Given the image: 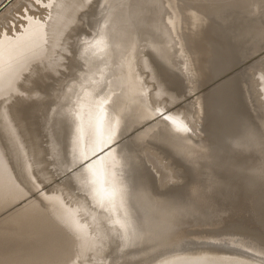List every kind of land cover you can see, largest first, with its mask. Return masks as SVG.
<instances>
[{
	"label": "bare ground",
	"instance_id": "obj_1",
	"mask_svg": "<svg viewBox=\"0 0 264 264\" xmlns=\"http://www.w3.org/2000/svg\"><path fill=\"white\" fill-rule=\"evenodd\" d=\"M5 2L0 0V11L9 3L0 12V264H108L102 257L119 249L126 254L128 238L144 254L133 261L123 255L127 264H153L159 253L169 255L156 264H255L209 254L194 240L180 242L183 232L200 239L215 235L198 231L207 230L206 223L193 216L178 187H156L141 149L152 145L178 155L179 136L191 125L186 87L165 60L192 84L199 113L211 104L220 131L232 133L233 187L238 195L242 186L263 195L255 202L263 223L264 69L252 82L242 81V103L223 75L222 54L211 61L212 75L199 76L211 38L240 56L252 33L264 38L254 17L263 10L260 0H42L44 7L24 13L17 9L29 0ZM10 24L18 29L9 32ZM209 86L211 99L205 97ZM113 141L110 150L85 162ZM80 162L84 167L69 178L67 170ZM252 251L264 256V245Z\"/></svg>",
	"mask_w": 264,
	"mask_h": 264
},
{
	"label": "rangeland",
	"instance_id": "obj_2",
	"mask_svg": "<svg viewBox=\"0 0 264 264\" xmlns=\"http://www.w3.org/2000/svg\"><path fill=\"white\" fill-rule=\"evenodd\" d=\"M263 1L260 0L264 6ZM189 3L187 2V4ZM6 5L9 6V3ZM262 9L261 14H257L254 17L259 20L258 24L261 25L264 34V27H262L264 22H261L262 19L264 21V15H262L264 14V7ZM226 25L230 27L231 23H226ZM251 38V44L247 45L245 51H241L242 57L237 54L236 49L235 52L234 49H231L232 46L228 49H219L216 42L220 41V39L211 38L208 55L203 57L201 68H199V76L202 78L212 75L216 69L212 66L211 61L215 56L218 58V55L222 54V61L224 60L226 65H221V70L225 72L223 75L228 77L229 88L233 97L239 103L243 102L242 81L244 80L247 84L252 82L257 78L258 72H263L264 69V64L262 65V59H260V55L264 54V50L261 51L262 45L260 47V39L263 38L261 37V32L258 34L252 33ZM150 50H153V48L151 47ZM225 52H227L229 59ZM163 62L169 70L177 73L182 84L186 87L187 100L192 108L190 112L191 125L185 126L186 130L179 136L183 145L180 154L169 155L163 153L158 147L144 145L141 149L142 157L155 180L156 187L160 189H175L178 187L185 196L184 203L190 206L193 216L197 218L200 216V218H203L202 224L206 223V228L208 229L198 231L215 235L212 239L209 237L200 239L197 236H190L183 232L180 242L194 240L203 246L204 250L209 254H217L229 259H241L255 264H264V256L256 255L252 251V246L264 245V220L263 223L262 221L259 222L258 210L255 209V202L260 203L263 195H254L251 187L245 186H242V194L238 195V191L233 187L231 172L232 159L234 157L232 133L228 132L226 134L220 131L218 125L221 122L217 120L214 107L211 104H209L204 114L199 113L200 97H196L195 93H193L192 84L187 78L182 76L184 74L183 71L173 63L165 60ZM142 76L145 80L143 72ZM195 80H193L194 84L196 83ZM145 82L149 86L146 80ZM213 92V86H209L205 97L211 99ZM133 192L134 190L132 194ZM119 217L125 218L124 215ZM126 218L130 220L131 217L126 216ZM130 222L133 225V229L137 227L134 226L132 218ZM125 223L129 225L127 219H125ZM183 226L184 224L178 227ZM137 234L139 235L138 227ZM128 239L130 246H128L126 254L117 253L120 249L115 251L110 257H108V253L107 256L102 257L105 263L108 260V264L111 262L113 264H127L122 261L123 255H129V259L132 261L141 258L144 251L136 246L137 240ZM160 254L153 258L155 259L153 264L160 262L169 255V253Z\"/></svg>",
	"mask_w": 264,
	"mask_h": 264
},
{
	"label": "snow or ice",
	"instance_id": "obj_3",
	"mask_svg": "<svg viewBox=\"0 0 264 264\" xmlns=\"http://www.w3.org/2000/svg\"><path fill=\"white\" fill-rule=\"evenodd\" d=\"M42 7H44V5L42 3V0H29V3L22 5L20 8L17 9V11L20 12V13L31 12L33 10V8L39 9V8H42ZM22 22H26V21H22ZM13 27H16L18 29V25H11L10 24V25H8V29L7 30L9 32H11ZM162 82L165 83V84L167 83L166 81H163V79H162ZM37 90H39L38 86H37ZM158 116L162 117L163 114L160 113V114H158ZM246 136L250 140H255V134L254 133L248 132V133H246ZM262 136H264V134H262ZM115 143H117V141H113L112 143L107 144L104 147L100 148L96 153L93 154V157H91V158L86 157L85 158V162H90V160L92 158H95V157H98L100 155H103V153L106 150H110L111 147L114 146ZM261 147H262V149H264V143L261 144ZM141 161L143 162V158L142 157H141ZM83 167H84V162L78 163L74 168L67 170V176L69 178H71L73 172L78 171L80 168H83ZM259 174L261 175L262 178H264V168H262L260 170Z\"/></svg>",
	"mask_w": 264,
	"mask_h": 264
},
{
	"label": "water",
	"instance_id": "obj_4",
	"mask_svg": "<svg viewBox=\"0 0 264 264\" xmlns=\"http://www.w3.org/2000/svg\"><path fill=\"white\" fill-rule=\"evenodd\" d=\"M9 0H6V2L4 4H2V6H4Z\"/></svg>",
	"mask_w": 264,
	"mask_h": 264
}]
</instances>
